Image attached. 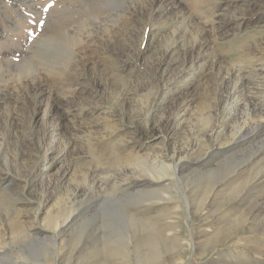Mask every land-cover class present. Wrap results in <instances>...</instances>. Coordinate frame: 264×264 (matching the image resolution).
I'll return each instance as SVG.
<instances>
[{
    "label": "rangeland",
    "instance_id": "rangeland-1",
    "mask_svg": "<svg viewBox=\"0 0 264 264\" xmlns=\"http://www.w3.org/2000/svg\"><path fill=\"white\" fill-rule=\"evenodd\" d=\"M157 1L0 0V169L19 207L0 198V264H264V182L253 177L264 172L263 117L241 130L231 151H216L229 145L235 117L244 116V99H229L230 106L222 99L229 89L218 91L217 68L249 81L264 71V19L237 30L227 20L264 0ZM201 28L199 39L209 43L197 59L193 42ZM261 52L251 60L256 66L249 64ZM247 100L264 109L263 97ZM161 164L171 175L149 192L128 183ZM231 171L236 176L224 181ZM161 195L171 197L180 242L187 243L178 253L165 240L154 259L150 244L119 240L109 220L122 217L123 205ZM164 207L144 216L158 213L163 220ZM69 209L65 229L41 243L38 227L50 229V219ZM18 216L33 234L13 242ZM208 222L205 230L215 233L204 241L209 234L200 229ZM232 225L239 232L220 243ZM140 248L146 254L135 259ZM119 251L128 254L124 263L116 261Z\"/></svg>",
    "mask_w": 264,
    "mask_h": 264
},
{
    "label": "bare ground",
    "instance_id": "bare-ground-1",
    "mask_svg": "<svg viewBox=\"0 0 264 264\" xmlns=\"http://www.w3.org/2000/svg\"><path fill=\"white\" fill-rule=\"evenodd\" d=\"M156 2V0H154ZM158 4L160 3V5L162 4H165V5H168L169 4V0H158L157 1ZM176 3V2H175ZM55 6V5H54ZM155 6H158L157 4H155ZM170 6V5H169ZM168 6V7H169ZM167 7V9H168ZM172 7V6H171ZM170 8V7H169ZM35 9V8H34ZM163 10V9H162ZM156 11V10H155ZM165 11V10H164ZM161 12V11H159ZM18 13V12H17ZM131 12H123L122 13V16L125 17V18H130L131 16ZM108 15L106 14L105 17H107ZM209 17V16H208ZM213 18L211 17V23L212 25L214 24V22H212ZM264 19V2H261V3H256L254 5H250L249 6V11L248 13H245L243 12L241 15H234L232 16L228 21V23H231L232 25L235 26V29H239L242 25H247L249 24L250 22H259L260 20ZM227 23V22H226ZM209 25V24H208ZM219 28V26L216 27V29ZM204 30V28H201L199 32H197L194 37H195V40L193 42V46H194V49L198 51L199 55L198 57H196L197 59H201L203 58V56H201V52H203V49L207 47L208 43L207 41H201L199 38L201 37L200 35H202V31ZM212 36H215V29L213 27V31H212ZM218 41V40H217ZM191 42V43H192ZM211 42V41H210ZM191 50V49H190ZM183 52V51H182ZM167 53V52H166ZM197 53V52H196ZM197 53V54H198ZM263 52L259 53L258 55L256 54H252L248 59L247 61L249 62V64L253 65V66H256L254 65V63L251 61V60H254L256 58H258L260 55H262ZM184 56V55H183ZM195 58V60H196ZM173 59V58H171ZM188 59V58H187ZM242 62V60H241ZM167 63V62H166ZM248 64V65H249ZM224 67V66H223ZM260 67V66H259ZM253 68V67H252ZM263 68V67H262ZM157 69V68H156ZM251 69V68H250ZM255 69V67H254ZM253 69V71H254ZM248 70V69H247ZM263 71V70H262ZM225 74H224V73ZM238 72H239V69H238ZM241 72V71H240ZM252 72V71H251ZM257 73V72H256ZM255 73V75H256ZM259 73V72H258ZM257 73V76L253 79V81H249L247 79H244L242 78L243 76L239 75V73H235L234 69L233 71L229 69L225 71H222V68L219 67L217 68L216 70V75H217V83H216V86H217V89L218 91L220 89H222L223 87H227V92H225V95L222 96V99H228V104L230 106V103H231V100L229 99H244L243 102H242V112L244 113V116L240 119V116H236L235 117V126H232L234 128H232V133H231V139H230V142H229V145H223V146H220L222 144H224L223 142L220 143L218 145V149L216 148V151L217 152H223V151H228L230 150L231 151V147L233 144H237V141H241V138L242 136L244 137V134L242 135L241 134V130L246 128L247 125H252V126H259L262 121L264 120V113H263V110L261 111V108L260 107H257L255 108L254 106L252 107V105L249 104L248 100L247 99H261L262 97L264 98V71L263 72H260L259 75ZM248 74V73H247ZM250 75V74H249ZM252 75V73H251ZM254 76V74L252 75ZM175 77V76H174ZM247 78H251L250 76H247ZM259 77H261L262 79H259ZM232 80V82H231ZM246 83H248L249 85H247ZM232 84V85H231ZM251 86V88H253L255 91H254V94L256 95H252L250 96V92L252 91L251 88H249ZM44 86V85H43ZM45 89V88H44ZM248 89H250L251 91H247ZM253 92V91H252ZM44 93V90H40L38 92V94H43ZM60 94V93H59ZM249 94V95H248ZM64 96V95H63ZM220 97V96H219ZM251 101V100H250ZM226 102V101H225ZM258 102V101H257ZM255 103V102H254ZM253 103V104H254ZM260 103V101H259ZM226 104V103H225ZM255 105H257L255 103ZM263 105V104H262ZM67 107V106H66ZM209 109V108H208ZM234 109V108H233ZM224 110L225 112H227L228 110V106L227 104L224 106ZM65 111V110H64ZM68 115V114H67ZM212 116L211 114H209V117ZM230 116V115H229ZM231 117V116H230ZM263 117V118H262ZM261 118L263 120H261ZM212 119V118H211ZM214 120V119H213ZM224 120V119H223ZM207 123V122H206ZM208 125V124H207ZM206 125V126H207ZM213 125V124H212ZM220 125V124H219ZM205 126V127H206ZM76 127V126H75ZM226 127V126H225ZM228 127V126H227ZM223 129V128H222ZM255 129V128H254ZM151 130V129H150ZM201 130V129H200ZM211 130V129H210ZM209 130V131H210ZM231 130V129H230ZM212 134V132H210V135ZM165 135V134H164ZM203 135V134H202ZM224 135V134H223ZM254 136V135H253ZM246 138V137H245ZM209 139V138H208ZM223 139V138H222ZM197 141V140H196ZM201 142V141H200ZM218 142V141H217ZM226 142V141H225ZM199 145H201V143L198 142ZM240 144V143H239ZM244 144V143H243ZM42 143L40 142L37 146L38 147H41ZM212 145V144H211ZM238 145V144H237ZM212 146H216V144L212 145ZM200 147V146H199ZM210 147V146H209ZM239 147V146H237ZM235 147V148H237ZM201 148V147H200ZM231 148V149H230ZM234 148V147H233ZM47 149V147H46ZM197 149V148H196ZM199 149V148H198ZM243 150V149H242ZM256 150V149H255ZM45 151V150H44ZM200 151V150H199ZM237 151V150H236ZM47 152V151H46ZM163 152V151H162ZM206 154V153H205ZM235 154V153H234ZM221 155V154H220ZM42 156V154H41ZM46 156V155H45ZM118 156V155H117ZM256 156H258L257 154L253 155V158L251 159V162H255L253 161ZM196 157V156H195ZM229 157V156H228ZM232 157V155H231ZM203 158V157H202ZM198 159V158H197ZM175 160V161H174ZM177 160L173 157H171V160H170V164H173L174 163V167L177 168ZM192 161V160H191ZM203 161V160H202ZM229 161V160H228ZM250 161V160H249ZM207 162V161H206ZM248 162V161H247ZM264 162V161H263ZM159 163V162H158ZM164 163V162H163ZM245 163V162H244ZM194 164H197L198 166H201L202 163H199V162H195ZM219 164V163H218ZM247 164V163H246ZM263 165V164H262ZM190 166V165H189ZM195 166V165H194ZM251 166V165H250ZM180 167V166H179ZM185 167V166H184ZM187 167V166H186ZM154 168V167H153ZM149 169V168H148ZM145 171L143 174L141 175H136V177H130L128 178L129 179V182L130 183L131 181L133 182H136L138 184H140V188H138V190H136L137 192L139 193H147L149 192V190H151L150 188H154V186L158 183H161L164 179V176L166 174H169L171 175V172H170V168L167 166V165H164V164H161V166L159 167L158 170H154L150 168V170ZM181 169V167H180ZM186 169V168H184ZM189 169V168H188ZM192 169V168H191ZM241 169V168H240ZM3 170V169H2ZM200 170V169H199ZM238 170V169H237ZM262 170V169H261ZM259 171L257 169V171L255 170V175L253 177L257 178L258 181H260L259 183L261 182H264V172L262 171ZM115 171V170H114ZM196 171V170H195ZM212 171V170H211ZM209 171V172H211ZM240 171V170H239ZM9 172V171H8ZM105 172V171H104ZM183 172V171H182ZM250 172V171H249ZM254 172V171H253ZM110 173V172H109ZM178 173V172H177ZM184 173V172H183ZM238 173V172H237ZM251 173V172H250ZM8 173L6 172H1V169H0V187H4L3 189H1L2 191H0V198L2 199H5L8 204L10 203V206L12 209H14L15 211L18 210V208L16 207V203H15V197L13 196L14 193H13V190L11 189H8L10 187L9 183H10V180L9 179V183H6L7 180H8V176L7 175ZM19 174V173H17ZM27 174V173H26ZM249 174V173H248ZM252 174V173H251ZM250 174V175H251ZM16 175V174H15ZM39 175V174H38ZM111 175V174H109ZM115 175V174H114ZM181 175V174H180ZM108 176V174H107ZM233 176H236V172L233 173V171H231L229 174H227L223 180L224 181H228V180H231V178H233ZM22 177V176H21ZM25 177V175H24ZM27 177V176H26ZM25 177V178H26ZM247 177V176H246ZM20 178V177H19ZM111 178V177H110ZM113 178V177H112ZM239 178V177H238ZM121 179V178H120ZM222 179V178H221ZM248 179V178H247ZM25 180V179H24ZM106 180V179H105ZM223 180H221L223 182ZM220 181V182H221ZM250 181V180H249ZM107 182V181H106ZM109 182V181H108ZM111 182V181H110ZM27 183V182H26ZM116 183V182H115ZM236 183V182H235ZM257 183V182H255ZM11 184V183H10ZM21 184V183H19ZM132 184V183H131ZM24 185V184H22ZM116 185V184H114ZM119 184H117L118 186ZM215 183L213 184V186L211 187V191L214 189V186ZM218 185V184H217ZM14 186V185H13ZM11 186V188L13 187ZM121 186V185H120ZM16 187V186H15ZM26 187V186H25ZM24 187V188H25ZM124 187V185H123ZM252 187V186H251ZM254 187V186H253ZM40 188V187H39ZM217 187H215L216 189ZM41 189L43 190L42 186H41ZM46 189V188H45ZM120 189V188H119ZM19 190V189H17ZM165 190V189H164ZM220 190V189H219ZM16 191V190H15ZM20 191V190H19ZM18 191V192H19ZM22 191V190H21ZM122 191V189H121ZM154 191V190H152ZM222 191V189H221ZM164 192V191H163ZM133 193V192H132ZM167 193H165L166 195ZM9 195H10V201L8 200L9 198ZM129 195V194H128ZM157 195V194H156ZM163 195V194H162ZM160 196L158 198H156L155 200H150V199H153V198H150L148 200H142L143 202H141L140 204L141 205H138V206H135V207H131L133 205H123L121 208V215L122 217L121 218H118L116 217L115 215H110V220H109V223H110V227H112V230L111 231H115L117 233V236H121L119 238V240L121 238H123L124 241H130V239L134 238V240L137 239V241L139 239H142L145 241V243H148L150 244L152 247V252H153V258L156 259V258H159V255L161 253V246H162V243L165 241V240H172L174 243L173 245L175 244L176 245V248H177V252L178 253H182L184 248L186 247V243L187 242H180V238H181V235L179 237V220L178 219V212L177 210H171V205L172 204V200H171V197L169 196ZM169 195V194H168ZM172 196V195H171ZM173 197V196H172ZM239 198V197H238ZM237 198V199H238ZM147 199V198H146ZM229 199V198H228ZM232 199V198H231ZM231 199H229L231 201ZM228 201V200H227ZM237 201V200H236ZM210 202V201H209ZM215 202V201H214ZM225 202V201H224ZM224 202H222V209L224 208ZM229 202V201H228ZM232 202V201H231ZM231 202H229L231 204ZM126 203V202H125ZM129 203V202H128ZM227 203V202H226ZM240 203V202H239ZM134 204V203H133ZM64 205V204H63ZM159 205H166V207H164V215H165V218L163 220H160L161 218H159L158 216V213H154V214H151L149 216H144V214H149V212H152L151 210H154V208L158 207ZM66 206V204H65ZM61 208V207H60ZM75 208V207H74ZM251 208V207H250ZM240 209V208H239ZM67 210V209H66ZM159 210V209H158ZM199 210V208H198ZM224 210V209H223ZM233 210V209H232ZM148 211V213H147ZM155 211V210H154ZM162 211V210H161ZM248 211V210H247ZM251 211V210H250ZM199 212V211H198ZM234 212V211H233ZM240 212V210H239ZM238 212V213H239ZM259 212V211H258ZM200 213V212H199ZM242 213V212H241ZM246 213V212H245ZM244 213V214H245ZM59 214V213H58ZM71 214H72V210L69 209V211H65L63 212V215L62 216H56V217H53L50 219V222L48 223V227L50 229H47L45 228L43 225L39 226L38 227V230L36 231V233H39L41 232L42 236L40 237V239L36 238V240L38 239L39 241H42L43 242H50L49 240L52 239V237H55V233L57 231H63L66 227V225L68 224V219L71 217ZM237 214V212H236ZM235 214V216H236ZM256 214V212H255ZM16 215V214H15ZM210 215V214H209ZM241 215V214H240ZM249 215V213H248ZM260 215V214H259ZM141 216V217H139ZM251 216V215H250ZM215 217V216H214ZM222 217V216H221ZM256 217V216H255ZM238 218H241V219H244L242 216H238L236 219ZM15 219V218H14ZM234 219V218H233ZM232 217H231V220L233 221ZM203 220V219H202ZM210 220V219H209ZM230 220V221H231ZM247 220V219H246ZM17 221V222H16ZM15 224H14V227H15V232H13V242H15L17 240V237H19V239H26V238H30L32 237V230L29 228V229H25L21 224H19V222H22L20 221V217L18 216L17 220H16ZM245 221V220H244ZM24 222V221H23ZM230 223V222H229ZM24 224V223H23ZM102 225H105L107 224V221L103 220L101 222ZM0 225H1V222H0ZM123 225H126L127 227L126 228H122ZM211 225V223H206L204 225H201V231L206 234L208 236L209 234V237H203L205 238V240H209L214 234L212 231V228H209L208 231H206L205 229ZM248 225V224H247ZM255 225V224H254ZM136 227H140V228H144V229H141V230H146V231H142V232H138V228H135ZM207 226V227H205ZM233 226V225H232ZM69 227V226H68ZM224 227V226H223ZM253 227V226H252ZM122 228V229H121ZM139 228V230H140ZM67 229V228H66ZM140 230V231H141ZM198 230V229H197ZM200 232V231H199ZM239 232V228L237 229L235 226L231 227V232H229L226 237H224L220 243L222 241H224L225 239L227 238H230V237H233V236H236V234ZM35 233V232H34ZM114 233V232H113ZM211 234V235H210ZM5 235V234H4ZM38 236V235H37ZM217 237V236H215ZM6 239V238H5ZM55 239V238H54ZM53 239V240H54ZM182 239V238H181ZM196 239V238H195ZM215 239V238H212L211 241ZM231 239V238H230ZM35 240V239H34ZM123 240L121 241L123 243ZM30 241V240H29ZM33 241V239L31 240ZM4 238H3V235L0 234V246H4ZM120 242V243H121ZM132 242V241H131ZM130 242V244H131ZM193 242V241H192ZM200 242V241H199ZM51 243V242H50ZM109 243V242H108ZM138 243V242H137ZM204 243V242H203ZM217 244V245H214L212 247V250L211 252L213 253L217 248H219L218 246L220 245ZM142 246V245H141ZM145 246V245H144ZM171 246V244H170ZM112 247V246H111ZM205 247V246H204ZM207 247V246H206ZM59 248V247H58ZM143 248V247H142ZM149 248V247H148ZM114 249V248H112ZM202 249V248H201ZM206 250V249H204ZM163 251V250H162ZM24 252V251H23ZM28 252V251H27ZM59 252V251H58ZM148 252H149V249H148ZM200 251H198L199 253ZM204 252V251H203ZM202 252V253H203ZM218 252V251H217ZM115 254V258H116V261L117 262H120L122 261L121 258H124L126 256H128V254L124 253V251H119L118 253L117 252H114ZM144 253L146 254V252H144L141 248L140 249H135V259L138 258H142L144 256ZM211 253V254H212ZM238 253V252H237ZM201 254V253H199ZM204 254V253H203ZM180 255V254H179ZM21 256V255H20ZM177 256V255H176ZM184 256V255H183ZM58 257V256H57ZM96 257V256H95ZM114 258V257H113ZM59 259V258H58ZM178 259V257H177ZM42 261V260H41ZM177 261V260H176ZM15 262V261H14ZM40 262V261H39ZM53 262V261H52ZM123 262V261H122ZM155 262V261H154ZM178 262V261H177ZM181 264L182 263V260L179 261ZM191 262V261H190ZM42 263V262H41ZM48 263V262H47ZM124 263V262H123ZM112 264V263H111ZM118 264V263H117ZM127 264V263H126ZM155 264H161L159 261H157Z\"/></svg>",
    "mask_w": 264,
    "mask_h": 264
},
{
    "label": "snow or ice",
    "instance_id": "snow-or-ice-1",
    "mask_svg": "<svg viewBox=\"0 0 264 264\" xmlns=\"http://www.w3.org/2000/svg\"><path fill=\"white\" fill-rule=\"evenodd\" d=\"M37 22H39V21H37Z\"/></svg>",
    "mask_w": 264,
    "mask_h": 264
}]
</instances>
